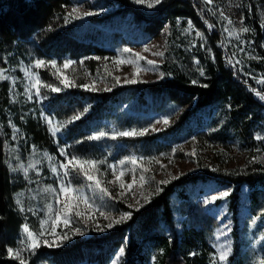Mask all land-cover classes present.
Listing matches in <instances>:
<instances>
[{
    "label": "trees",
    "instance_id": "1",
    "mask_svg": "<svg viewBox=\"0 0 264 264\" xmlns=\"http://www.w3.org/2000/svg\"><path fill=\"white\" fill-rule=\"evenodd\" d=\"M107 1H113L118 9L97 18L98 22L110 24L113 18L130 14L144 36H155L168 26L161 78L149 83L120 85L108 91L76 86L53 92L47 86L41 87L43 109L60 126L59 138L70 156L105 163L120 153V147L112 148L113 140L107 137L98 140L88 137L106 132L108 121L119 128L141 123L139 117L122 118L113 113L118 105L133 101L135 106L145 104L150 109L154 106L166 109L192 104L166 129L152 136L129 138V148L144 154L152 152L158 143L176 142L189 136L194 132L191 120L197 113L207 106L218 105L224 113L223 122L211 132L217 143L240 142L243 148H253L257 155L253 161L227 172L220 181L234 187L227 197L233 224V251L227 264H246L241 256L244 242H241L238 217L240 189L242 186L248 189L251 215L264 216V163L258 158L264 152V100L252 91L256 89L264 95V84L245 77L227 62L220 34L208 27L210 18L199 0H163L151 13L140 10L129 0ZM242 3L243 24L250 30L246 36L260 58L249 61L250 70L264 77V22L259 18L254 0H242ZM67 4L68 0H0V69L9 67L19 74L18 65L33 59L49 62L104 55L107 51L102 44L105 35L98 38L89 31L90 27L58 26ZM188 20L204 37V48L194 53L187 49L189 35L185 22ZM38 75L44 85L59 84L49 65L38 68ZM76 115L80 118L73 120ZM10 123L17 127L27 148L33 146L36 151L57 154L53 138L39 115L21 111L10 99L8 82L0 80L3 131V136L0 134V264H19L18 260L8 258L6 249L17 247L27 220L14 200L15 194L25 189L26 181L15 163L9 162L5 148V142L10 147L14 145ZM254 135L262 138H254ZM212 177L217 178V175L209 172L182 175L161 185L163 190L151 194L150 200L138 211L121 205L131 213V218L122 220L107 233L88 239L76 237L60 247L41 245L24 254L25 264H109L120 247L124 254L118 264H213L207 223L210 217L200 213L185 193L188 185L206 182ZM174 194L181 200L180 230L175 226L171 204Z\"/></svg>",
    "mask_w": 264,
    "mask_h": 264
},
{
    "label": "rangeland",
    "instance_id": "2",
    "mask_svg": "<svg viewBox=\"0 0 264 264\" xmlns=\"http://www.w3.org/2000/svg\"><path fill=\"white\" fill-rule=\"evenodd\" d=\"M129 1L146 13L153 12L158 6L147 7L145 4L136 3L135 0ZM199 1L210 18L209 24L212 25L210 29L218 31L220 34L227 62L241 74H244L245 77H249L257 83V80L261 77L259 74L253 73L249 65V61L256 60L252 57H257L255 54L257 50L251 46V42L246 36L247 33L239 32V28L241 27L240 20L243 18L242 0H212V3L208 5H205L203 0ZM254 2L259 18L264 22V0H254ZM73 8L78 9L79 18H76L75 14L70 15ZM64 9L65 16L58 26L65 27L72 25L81 29H89L88 27H90L89 31L98 38H103L105 35L106 39H104L102 44H104L107 51L102 56L89 55L77 60L68 58L60 60L52 59L51 61H55L59 68V75H55L59 84L51 87H58L60 90H63V88L83 87V85L91 86L94 84L95 88L92 91H105L106 88L110 90L116 86L133 84L125 81L126 79L132 80L134 78L133 73L136 67L144 69V71H140L137 77L138 82L149 83L161 78L160 65L163 62V56H157L154 53L163 52L164 54L168 26L161 29L155 36H144L130 14H123L119 18H113L110 24L98 22L96 21L97 18L109 15L118 9V6L113 1L107 0H68V4L65 5ZM221 11L232 19V25H228L227 21L220 17ZM85 12H93L95 14L85 16L83 15ZM65 17H68L67 22L65 21ZM188 21L185 22V29H188ZM177 22L180 24L181 19L177 20ZM243 26L245 27L244 24ZM226 27L230 30L234 29L236 34L225 31ZM196 32L198 31L195 28L187 31L189 35V41H187L189 53H194L197 49L201 50L204 48V38L201 39L196 36ZM237 35L240 37L239 40L236 38ZM241 48H243V51L240 50ZM262 48L264 49V44ZM124 49H130L131 51L124 52ZM145 49H148V51H145ZM134 54H139L144 59L138 60ZM36 60L38 59H33L30 62H21L17 67L19 74L9 67L4 69L6 70L5 75L9 77L6 81L9 84L11 101L21 111L26 113L32 112L33 114L37 113L39 115L57 148V154L47 151H36L33 146L27 148L26 142L22 139L19 131L14 132V128L18 130L17 127L10 123L12 139L15 135V139H13L14 145L10 147L5 142V148L8 151L9 162L15 163L26 181L25 189L16 193L14 200L18 210L26 217L25 224L29 226L30 231L40 229V221L42 219L49 220L50 222L54 218L56 210L62 207V204H57L56 202L60 180L53 174L51 167L58 166L59 162L65 161V157L60 155V148H64L66 154L70 156L59 138L60 126L43 109L41 88L40 96L35 94V88H29V91L25 92V87L34 82L35 76L38 75V68L35 67ZM68 60H71L73 63L65 69L63 68V64ZM117 60H122L124 63L117 64L115 63ZM147 60L155 61V66L148 65L146 63ZM129 61L132 63H129ZM236 61L240 63L237 64ZM25 69L35 75L26 76ZM52 70L53 73L57 72V69L52 68ZM65 76L71 82V86L69 87H65L61 83V80ZM252 91L255 95L258 92L256 89H252ZM29 95H31V99H29ZM191 107L192 104L166 109L154 106L150 109L145 104L135 106L133 101L116 107L113 113H117V116L121 115L122 118H126L127 116H132L133 118L139 117L141 123L134 127L125 125L119 128L113 126L112 122H107L109 129L104 132L106 133L104 137L112 139L113 143H111V147H120V153L105 163H98L100 171L96 175L102 180V186L108 189L110 196H103L95 188V185L86 180L82 174L78 175L77 172L72 171L68 177L64 178L62 176L63 169H58L62 179L70 182L71 187L81 190L79 194L88 197L90 202L93 203V208L90 211L83 204L80 205V210L84 211L86 216L91 215V220H87L86 218L80 220L74 218L72 220L71 228H81L82 235H77L70 228H64L62 225L56 229L57 233H67L70 237L60 242V246H64L76 237L88 239L107 233L116 224L110 228L106 227L110 223V219H105L104 216H101L99 214L100 211L105 212L111 219L119 220L123 214L128 213L121 205L132 209L140 208L146 202L142 198V194L147 196L148 194L156 193V189L163 185L159 183L160 181L167 180L171 182L182 175L209 172L217 175V178L212 177L215 180L211 179L206 182L188 185L185 193L188 194L189 200L197 207L200 213L207 214L210 217L207 223L210 227L209 244L212 248V263L213 257H216L218 260L217 248L221 244H224L226 249L231 248L229 256L232 255L233 224L231 214L227 209L228 196L212 202L206 201L210 200L211 196H219L224 191H228L229 193L233 191V186L224 182L220 183V181L224 180L223 178L227 172L253 161L257 155H255L256 152H253V148H243L240 142L217 143L211 132L219 128L223 122L224 113L220 110V107L218 105H211L200 110L191 120L194 132L189 136L178 139L176 142L163 141L162 143H158L157 147L149 154L133 152L129 148V138L143 135L152 136L171 126L180 118L182 113ZM49 120L51 124H49ZM164 120H167L168 123L164 124ZM53 128H58L59 130L53 134ZM142 131L144 132L143 135H118L120 132L140 133ZM0 134L3 136L1 125ZM97 134L99 133L94 135ZM113 135L116 136L115 139L112 138ZM256 136L254 135V138ZM193 152L195 153L194 155L192 154ZM44 153H47L53 159L48 160L44 156ZM131 158L136 159V164L130 162ZM258 158L264 163L263 151ZM121 161H124V163L122 164ZM21 165H23V168L20 167ZM29 165L32 166L29 167ZM144 169H149V171L144 172ZM121 172L124 173L121 179L125 185L131 183L133 175L136 176L137 182L131 190L126 186L124 188L120 187V181L117 180V177ZM141 174L147 180L143 187L140 186L139 181ZM216 179L219 181H216ZM109 181H113V183H109ZM90 184L91 186H89ZM48 187L56 189L57 192H46L45 189ZM240 193L241 206L238 217L241 242H244L241 256L246 264H261V261H264V216L262 214L253 216L249 212L248 189L245 186L241 187ZM60 198L63 200V196ZM180 201L178 195H172L171 204L174 207L175 226L178 230L181 229V221L183 219L178 212ZM49 204L52 205L51 212L47 208ZM30 216H32L31 220L34 218L33 221L29 219ZM34 221H36L35 225ZM45 228L50 229V223L46 224ZM217 235L220 237L219 240L217 239ZM25 239L26 233H24L22 227L18 245L14 249H23L21 251L22 257L29 250L21 244V241ZM43 239L51 242L53 237L46 233ZM51 247L57 246L53 245ZM121 248H118L109 264H118L120 262L122 256L119 250Z\"/></svg>",
    "mask_w": 264,
    "mask_h": 264
},
{
    "label": "snow or ice",
    "instance_id": "3",
    "mask_svg": "<svg viewBox=\"0 0 264 264\" xmlns=\"http://www.w3.org/2000/svg\"><path fill=\"white\" fill-rule=\"evenodd\" d=\"M135 2L139 3V4H145L147 7H154L156 5H159L162 2V0H151V2H149V0H135ZM203 3L205 5L211 4L212 0H203ZM73 14H75L76 18H79L78 9L73 8L72 9V13L70 15H73ZM94 14L95 13H93V12H85V13H83V15H85V16H91V15H94ZM213 14H215V13H213ZM220 17L223 20H226L228 25H232L233 24L232 19L229 18L228 16H226L223 11L220 12ZM65 21L66 22L68 21V17H65ZM205 23H207V21H205ZM243 23H244L243 22V18H241V20H240L241 27L239 28V32H241V33L249 32L250 31L249 28L244 27ZM208 27L211 28L212 25L209 24ZM262 27H264V24H262ZM192 28H193L192 22L188 21V29H185V31H188L189 29H192ZM224 30L231 32V34H236L234 29L230 30L229 28L226 27ZM196 36L200 37L201 39L204 38L203 34L200 33V32H196ZM236 38L239 40V38H240L239 35H237ZM240 50L243 51V48H241ZM123 51L124 52H130L131 50L130 49H124ZM145 51H148V49H145ZM134 55L136 56V59H138V60L144 59V57L140 56L139 54H134ZM154 55L163 56V52H157V53H154ZM252 58L253 59H260L259 57H252ZM229 62L231 63V61H229ZM72 63L73 62L71 60L65 61L64 64H63V68H65V69L68 68ZM115 63L121 64V63H124V61L117 60V61H115ZM129 63H132V62L129 61ZM146 63L148 65L153 66V67L155 66V61H153V60H147ZM196 63H199V61H196ZM236 63L238 64L240 62L236 61ZM49 64H50V66L52 68L57 69V72L54 73V74L55 75H59V68H58V66H57L55 61H50V62H46L44 60H36L35 61V67L36 68H41V67H44V66L49 65ZM5 71L6 70H4V69H0V80H8L9 79V77L7 75H5ZM140 71H144V69L136 67L134 69V73H133L134 78L132 80H127L126 79L125 82H127V83H136V82H138L137 77H138ZM25 75L29 76V75H35V74L29 73V71L27 69H25ZM200 75L201 76L204 75L203 69H200ZM61 83L64 84L65 87L71 86V82L68 80V78L66 76L63 77V79L61 80ZM257 83L264 84V77H261L260 79H258ZM45 86L50 87L51 91H53V92L60 91V89L58 87H51L50 85H44L41 82L39 76L36 75L34 82H32L29 86L25 87V92H28L29 88H35V90H36L35 94L37 96H40L41 95L40 88L41 87H45ZM83 87L85 88V90H94L95 85L94 84L91 85V86L90 85H83ZM108 90L109 89H107V88L105 89V91H108ZM256 95L259 96V98L261 100H264V95H261L260 92H256ZM29 99H31V95H29ZM84 111L86 112L87 109H84ZM79 118H80L79 115H76V116L72 117L73 120H77ZM163 123L167 124L168 121L164 120ZM49 124H51L50 120H49ZM58 130H59L58 128H53L52 129L53 134H55V132L58 131ZM15 131H18V130H16L14 128V132ZM137 134L143 135L144 132L143 131L140 132V133L120 132L118 135L119 136H132V135H137ZM105 135H106V133L100 132L97 135L89 136L88 139H90V140H98L101 137H104ZM112 138L115 139L116 136L113 135ZM261 138L262 137L257 136V139H261ZM13 139H15V135L13 136ZM59 152H60L61 156L65 157V161L59 162L58 166H52L51 167V171L53 172V174H55L57 176V178L60 180V186H59L58 192H57L56 189H53L51 187L46 188L45 191L46 192H57L56 202H57V204H62V207L59 208L58 210H56L54 218H52L50 222H49V220L42 219L40 221V229H38V230L30 231L29 230V226L27 224H25L23 226V231H24V233H26V239L22 240L21 244L24 245L25 247H27L29 250H32V251H35L36 249H38L41 246V244H43L44 246H48V247H51L53 245L58 247V246H60V242L69 239L70 237H69V235L67 233H63V234L57 233L56 229L58 227H60L61 225L64 228H70L71 231H73L77 235H82L83 232H82L81 228H79V227L71 228L72 220L74 218L77 219V220L85 219V218L87 220H91V215H87L86 216L85 212L80 210V205L83 204L84 207L90 211L93 208V203L90 202L88 197L79 194L81 192V190L71 187L70 186V182L66 181L65 179H62L61 178V173L58 171V169H63L62 176L64 178L68 177L70 172H72V171L77 172L78 175L82 174L86 180L90 181L92 184L95 185V188L98 189L99 192L103 196H110V193H109L108 189L106 187L102 186V180L99 179L97 177V175H96L100 171L99 167H98V163H103V161L97 162L95 160H81V159L77 158L76 156H68L66 154L64 148H60ZM192 154L194 155L195 153L193 152ZM44 156L48 160H52L53 159L47 153H44ZM130 162L133 163V164H136L137 161H136L135 158H131ZM257 162H261V161L258 160ZM121 163L123 164L124 161H121ZM31 166L32 165H29V167H31ZM20 167L23 168V165H21ZM143 171L147 172V171H149V169H144ZM113 174L115 175V173H113ZM123 175H124V173L121 172L120 175L117 177V180L120 181V187L124 188L126 186L129 190H131L133 185L137 182L136 176L133 175L131 183H127V185H125V183L121 179L123 177ZM139 181H140V186L141 187H143V185L147 182L146 177L143 174H141L139 176ZM109 183H113V181H109ZM159 183L160 184H167V183H169V181L165 180V181H160ZM89 186H91V184ZM162 190H163L162 188H157L156 189L157 194L159 192H161ZM121 195H123V193H121ZM228 195H229V192L228 191H224V192L220 193L219 196H211L210 200H208L206 202H212V201H215L217 199H221V198L227 197ZM61 196H63V200H61V198H60ZM150 196H151V194H148L147 196H144L142 194V198L146 202L150 200ZM18 203H19V201H18ZM47 208H48L49 212L52 211V205L51 204L47 205ZM136 210L138 211L139 208H137ZM21 211H23V209H21ZM99 214L101 216H104L105 219H110V223L108 225H106V227H109V228L113 227L115 224L120 223L124 219H130L131 218V213L130 212L123 214L119 220L111 219L103 211H100ZM49 223H50V229L49 228H45V225L49 224ZM46 233L53 237V240L51 242H49L47 239H43L45 237ZM219 238H220L219 235H217V239L218 240H219ZM22 250L23 249L14 250L13 248L8 247L6 249L7 256H8V258H12V259L18 260L19 264H25V260L21 256V251ZM119 251H120V255L123 256L124 249L121 248ZM217 252H218V260H217L216 257H213V264H227L228 257H229V255L231 253V248H227L226 249L225 245L221 244L217 248ZM192 255H195V253H192ZM261 264H264V261H261Z\"/></svg>",
    "mask_w": 264,
    "mask_h": 264
}]
</instances>
